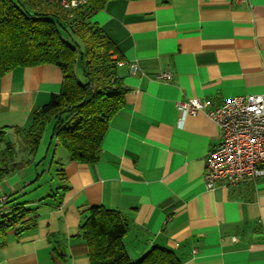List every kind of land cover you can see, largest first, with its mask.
Returning a JSON list of instances; mask_svg holds the SVG:
<instances>
[{
	"label": "crops",
	"instance_id": "0c3cea01",
	"mask_svg": "<svg viewBox=\"0 0 264 264\" xmlns=\"http://www.w3.org/2000/svg\"><path fill=\"white\" fill-rule=\"evenodd\" d=\"M92 21L140 73L118 68L125 106L111 122L97 163L57 159V149L51 163L63 164L65 180L55 171L53 184H43L46 174L38 177L35 164L47 163L56 142H42L32 165L0 182V197L32 210L17 226L24 228L19 235L0 237V264H91L79 234L95 206L128 220L125 245L134 261L159 246L181 264H264V179L208 189L204 173L219 143L218 127L204 113L180 126L177 109L192 98L212 110L233 97L264 96V0H115ZM166 71L171 82L156 78ZM63 81L52 65L4 77L0 133L26 128Z\"/></svg>",
	"mask_w": 264,
	"mask_h": 264
},
{
	"label": "trees",
	"instance_id": "16d2710c",
	"mask_svg": "<svg viewBox=\"0 0 264 264\" xmlns=\"http://www.w3.org/2000/svg\"><path fill=\"white\" fill-rule=\"evenodd\" d=\"M73 1L76 6L70 5ZM111 1L115 0H0V81L18 68L45 65L58 67L64 77L60 93L33 112L26 128L14 129L21 136L25 156L18 159L12 134L0 133V182L35 162L50 125L51 140L67 152L70 161L95 164L100 160L102 142L113 118L124 108L127 93L118 73L123 57L92 21ZM53 162L59 166L56 176L65 180L63 164ZM44 174L45 170L38 177ZM9 204L11 211L0 214V237L11 231L19 235L24 228L17 226L32 214L16 199L8 197ZM129 230L121 212L92 207L79 234L89 247L91 264H181L176 253L159 246L132 260L125 245Z\"/></svg>",
	"mask_w": 264,
	"mask_h": 264
},
{
	"label": "built area",
	"instance_id": "2783aa9c",
	"mask_svg": "<svg viewBox=\"0 0 264 264\" xmlns=\"http://www.w3.org/2000/svg\"><path fill=\"white\" fill-rule=\"evenodd\" d=\"M235 3L249 0H234ZM68 7V3H64ZM71 6H76L73 1ZM119 66H129L130 73L137 75V63L120 61ZM171 82L172 73L166 71L156 77ZM179 125L186 117L204 113L219 130V143L209 152L204 180L208 189L218 185L237 188L243 183L264 179V96L247 95L227 99L221 106L209 110L197 98L178 102ZM8 196L0 197V214L7 206Z\"/></svg>",
	"mask_w": 264,
	"mask_h": 264
},
{
	"label": "rangeland",
	"instance_id": "374dc122",
	"mask_svg": "<svg viewBox=\"0 0 264 264\" xmlns=\"http://www.w3.org/2000/svg\"><path fill=\"white\" fill-rule=\"evenodd\" d=\"M83 79L82 77V73H80V70L78 69V80L81 81ZM51 136H52V126L50 125L49 127V132L46 131L45 133V136H44V139H43V143L44 145L46 146H50V142H52L51 140ZM21 136H18L17 134L13 133L11 135V138H13V140L16 142V150H18L20 153H18V159H21L23 156H25L27 153H25V148H24V144L22 143L21 139H20ZM52 146L50 147L49 151H48V155H47V163L41 165L40 167V171L39 172H42V171H46V177H45V180L43 182V184H47V185H51L53 184L51 181H52V175L54 174L56 168H57V164H53L51 163L52 159H53V156L56 155V150L58 149V152H57V159L60 158L62 155L64 156H68L67 155V152L62 148V147H59V146H56L55 143L51 144ZM23 150V151H22ZM55 183V182H54ZM128 242V236H126L125 238V243ZM127 245V250L129 252V250H131V246L129 244H126ZM131 253V256H132V251L129 252V255Z\"/></svg>",
	"mask_w": 264,
	"mask_h": 264
}]
</instances>
